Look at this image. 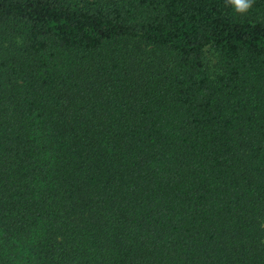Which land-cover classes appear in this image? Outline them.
I'll use <instances>...</instances> for the list:
<instances>
[{
  "label": "trees",
  "instance_id": "trees-1",
  "mask_svg": "<svg viewBox=\"0 0 264 264\" xmlns=\"http://www.w3.org/2000/svg\"><path fill=\"white\" fill-rule=\"evenodd\" d=\"M0 264H264V0H0Z\"/></svg>",
  "mask_w": 264,
  "mask_h": 264
},
{
  "label": "clouds",
  "instance_id": "clouds-1",
  "mask_svg": "<svg viewBox=\"0 0 264 264\" xmlns=\"http://www.w3.org/2000/svg\"><path fill=\"white\" fill-rule=\"evenodd\" d=\"M226 3L232 6L236 13L244 14L251 9L254 0H226Z\"/></svg>",
  "mask_w": 264,
  "mask_h": 264
}]
</instances>
